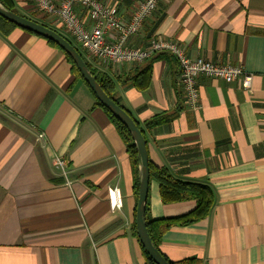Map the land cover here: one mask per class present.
<instances>
[{"label": "crops", "instance_id": "1", "mask_svg": "<svg viewBox=\"0 0 264 264\" xmlns=\"http://www.w3.org/2000/svg\"><path fill=\"white\" fill-rule=\"evenodd\" d=\"M12 1L19 14L78 47L34 0ZM99 1L127 21L141 0ZM156 37L190 61L229 64L252 76L249 91L239 80L199 77L195 110L173 56L152 61L149 87L139 92L126 81L146 62L98 63L78 47L96 73L114 81V99L144 129L149 161L213 191L208 217L167 230L159 251L172 263L264 264V0H165L126 44L144 47ZM133 180L125 143L64 53L23 29H0V264H146L131 229ZM111 188L120 193V210L109 206ZM194 207L162 204L150 181V219Z\"/></svg>", "mask_w": 264, "mask_h": 264}, {"label": "built area", "instance_id": "2", "mask_svg": "<svg viewBox=\"0 0 264 264\" xmlns=\"http://www.w3.org/2000/svg\"><path fill=\"white\" fill-rule=\"evenodd\" d=\"M36 11L48 17L52 24L62 27L78 47L92 61L121 66L140 65L161 54L173 56L180 67L178 84L190 108H199L197 80L201 76L226 83L240 81L244 91L251 88L252 76L241 67L215 64L203 59L190 61L175 43L162 37L149 39L144 47L127 46V40L139 33L144 21L159 9L165 0H141L124 21L114 6L103 5L99 0H34ZM55 164L62 167L58 158ZM112 211L121 209V197L117 188L107 190Z\"/></svg>", "mask_w": 264, "mask_h": 264}, {"label": "trees", "instance_id": "3", "mask_svg": "<svg viewBox=\"0 0 264 264\" xmlns=\"http://www.w3.org/2000/svg\"><path fill=\"white\" fill-rule=\"evenodd\" d=\"M0 3L8 11H11V12H13L19 16H23L15 10V6H14V3L12 0H0ZM23 17H25V16H23ZM25 18H28L34 22L39 23V24H42V25L54 30L55 32H57L59 35H61L63 38H65L71 45H73V47L81 55L82 59L87 63V61L85 60L84 55L81 53L80 49L77 46H75L70 39L65 37L58 30H56L52 26H50V25L44 23L43 21L38 20L34 17H25ZM4 27L15 28L16 26L9 23L8 21L3 19L2 17H0V29H3ZM46 41L50 45L59 49L51 41H49V40H46ZM64 55H65L67 61L71 64L72 71L75 73V75L78 78H80L82 80L78 70L74 66L71 59L65 53H64ZM161 55H163V54H161ZM161 55H157V56L153 57L152 59L148 60L144 65H142L141 67H138L136 69V71L134 72V74L132 76H130L126 82L130 83L139 92L145 91L146 89H148L149 84H150V78H151L152 61L156 57L161 56ZM87 66L89 67L91 74L95 77L98 85L104 91V93L111 100H113L120 108H122L124 111H126L130 115V113L114 99V96H113L114 84H115L114 81L105 74L96 73L90 67V65L88 63H87ZM96 105L99 106L105 112V114L107 115V117L109 118V120L111 121V123L113 124L115 129L117 130L119 136L121 137V139L123 140V142L126 145V150H127V153H128V156H129V159L131 161L132 168H133V175H134L133 196H134L135 205H136V202H137V184H136L137 158H136V151H135V147L133 145L132 139L130 137V134L126 130V128L116 118H114L97 100H96ZM134 122L136 123L138 129L141 131L142 136L145 139L144 129L140 126V124L138 122H136L135 120H134ZM156 124H157V122H155V120H153V121L146 123L145 127L148 129L150 127L155 126ZM148 167H149L150 181L157 182V184L159 186V196H160L162 204L166 205V204L181 203V202H186V201H194L195 202L194 209L185 215H181V216H177V217H173V218H163V219H159V220H152L148 217V198H147L146 211H145L146 229H147L148 235H149L152 243L154 244L156 249L159 251V243L161 242L163 234L167 230L171 229L172 227H176V226L183 227V226L191 225V224L197 223L201 220H204L205 218L208 217V215L210 214V212L213 208V205H214V194H213V191L210 188V186L207 184L177 179V178L173 177L171 175V173L166 168L157 167V166L153 165L150 161L148 162ZM134 210H135V207H134ZM134 210H133V223H132L131 229L133 231V235L137 238L136 230H135V223H134V212H135ZM137 240H138V238H137ZM142 252H143L146 264H154L153 261L146 254V252L143 250V248H142ZM164 259H165V257H164ZM165 260L168 262V264H197V262L194 259H186V260L179 261L176 263L169 262L167 259H165Z\"/></svg>", "mask_w": 264, "mask_h": 264}, {"label": "water", "instance_id": "4", "mask_svg": "<svg viewBox=\"0 0 264 264\" xmlns=\"http://www.w3.org/2000/svg\"><path fill=\"white\" fill-rule=\"evenodd\" d=\"M0 17L15 25L17 28L33 33L54 43L71 59L82 80L86 83L95 99L126 128L135 147L137 158V202L134 210L136 235L141 247L154 264H168L152 243L146 229L145 211L150 184L148 167L149 159L146 141L132 117L104 93L98 85L95 77L91 74L87 63L82 59L81 55L73 45H71L65 38L42 24L8 11L1 5V3Z\"/></svg>", "mask_w": 264, "mask_h": 264}, {"label": "rangeland", "instance_id": "5", "mask_svg": "<svg viewBox=\"0 0 264 264\" xmlns=\"http://www.w3.org/2000/svg\"><path fill=\"white\" fill-rule=\"evenodd\" d=\"M74 44V43H73Z\"/></svg>", "mask_w": 264, "mask_h": 264}]
</instances>
